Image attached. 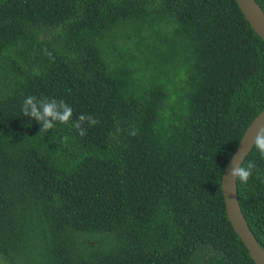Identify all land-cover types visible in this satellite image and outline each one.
<instances>
[{"label":"trees","instance_id":"trees-1","mask_svg":"<svg viewBox=\"0 0 264 264\" xmlns=\"http://www.w3.org/2000/svg\"><path fill=\"white\" fill-rule=\"evenodd\" d=\"M32 95L72 120L40 131ZM263 110L264 40L236 0H0V264H256L222 178ZM80 114L99 121L84 136Z\"/></svg>","mask_w":264,"mask_h":264},{"label":"water","instance_id":"water-1","mask_svg":"<svg viewBox=\"0 0 264 264\" xmlns=\"http://www.w3.org/2000/svg\"><path fill=\"white\" fill-rule=\"evenodd\" d=\"M245 18L254 31L264 40V10L256 0H236ZM264 126V110L253 120L245 132L236 152L229 160L223 173L222 191L228 219L249 251L256 264H264V248L254 236L248 221L242 211L238 197V180L229 175L233 163H244L254 149L253 138L257 130Z\"/></svg>","mask_w":264,"mask_h":264},{"label":"clouds","instance_id":"clouds-1","mask_svg":"<svg viewBox=\"0 0 264 264\" xmlns=\"http://www.w3.org/2000/svg\"><path fill=\"white\" fill-rule=\"evenodd\" d=\"M22 113L24 116L34 118L40 123V131L48 132V130L56 127L57 122L60 124H68L69 121L72 120L73 109L63 99H38L35 95H32L24 99ZM85 122H87L89 126H94L99 123L92 115L80 114L72 124V127L78 130L80 136L86 135V129L82 127ZM67 140V136L62 138V141L65 143ZM252 143L260 157L264 159V126H261L257 130ZM255 168L256 165L254 161H248L246 165L242 162L239 164L233 163L229 170V175L233 177L235 181L238 180L241 183H247L250 177L253 176Z\"/></svg>","mask_w":264,"mask_h":264}]
</instances>
